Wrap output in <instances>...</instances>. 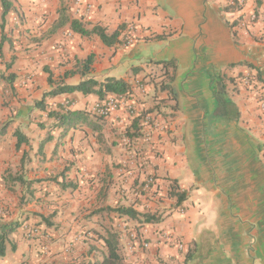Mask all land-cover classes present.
Returning a JSON list of instances; mask_svg holds the SVG:
<instances>
[{
    "label": "crops",
    "instance_id": "0c3cea01",
    "mask_svg": "<svg viewBox=\"0 0 264 264\" xmlns=\"http://www.w3.org/2000/svg\"><path fill=\"white\" fill-rule=\"evenodd\" d=\"M10 2L4 13L0 0V264H100L111 234L122 264H264V0L236 13L229 0H94L84 14L72 0ZM251 11L247 30L235 25ZM73 19L119 35L105 44ZM87 77L128 82L125 104L101 117L95 93L48 94ZM219 80L237 121L217 116ZM51 111L81 116L66 127Z\"/></svg>",
    "mask_w": 264,
    "mask_h": 264
},
{
    "label": "trees",
    "instance_id": "16d2710c",
    "mask_svg": "<svg viewBox=\"0 0 264 264\" xmlns=\"http://www.w3.org/2000/svg\"><path fill=\"white\" fill-rule=\"evenodd\" d=\"M2 8L4 13L9 11L11 9V2L10 0H1ZM231 6H226L224 10H229ZM233 9V8H232ZM231 9V10H232ZM71 29L79 33L81 35H89L91 33L98 35L101 40L105 44H110L112 41L116 40V37L119 35L118 31H114L111 34H107L105 32L104 28L101 27H94L91 31H88L84 28L82 22L79 19H73L70 21ZM92 57L88 56L86 59L83 60L81 64V73H87L90 69V65L92 63ZM219 80L216 84V87L214 88V96L216 100V113L219 119L221 120L222 117L227 119L228 121H237L238 120V111L235 108L234 104L229 100V98L226 96V92L224 91V83L220 82ZM72 91H79L83 94H89V93H95L99 95L101 99H103L108 94H120V95H126L129 91V85L128 82H126L123 79H114V78H106L104 81L100 82L92 77H87L81 80L76 85H58L53 90H51L48 94L50 95H57L60 93H66V92H72ZM50 116H55L61 125L72 126L71 123L74 124V120L81 116L80 112H70V111H64V112H55L51 111L49 112ZM223 118V119H224ZM17 136V146L21 141H24V137L20 136L16 132ZM171 188L174 190H177V187L172 183ZM177 195L178 201H181L184 196L183 192H175ZM117 212L120 214H129L130 216H135L137 212H135L132 209H125V208H117ZM141 217L145 222H151L154 220V217L148 213L140 214ZM3 237L0 234V255L3 254L5 250L4 246V240ZM106 248H107V254L102 258L100 264H122L121 262V256L118 252V243L115 238L114 234H111L108 238L104 240Z\"/></svg>",
    "mask_w": 264,
    "mask_h": 264
},
{
    "label": "built area",
    "instance_id": "2783aa9c",
    "mask_svg": "<svg viewBox=\"0 0 264 264\" xmlns=\"http://www.w3.org/2000/svg\"><path fill=\"white\" fill-rule=\"evenodd\" d=\"M72 4L74 7V13L84 14L90 12L94 8V0H72ZM244 4V0H229L228 6H231L233 9L235 8V13L239 12ZM257 15L254 11H251L248 16H238L236 18V24L240 28L247 30L248 26L256 22ZM134 27L133 25H127L125 31L121 36V43L123 46H130L133 43L134 35H133ZM70 36V34H68ZM246 82L248 79L246 78ZM126 98L125 95L120 94H108L103 99H101L95 106V113L98 116L105 117L111 114L112 112L118 110L123 104H125ZM262 110H264V101L260 103ZM151 118L146 116L144 118V122L148 125L150 124ZM151 125V124H150ZM149 135L146 134V137ZM150 185H152V180L149 179L143 185V191L148 190ZM182 211V210H181ZM164 240L172 245H175L178 249H182L183 245L178 240L177 236L171 232H165L163 234ZM146 246V243H143Z\"/></svg>",
    "mask_w": 264,
    "mask_h": 264
},
{
    "label": "rangeland",
    "instance_id": "374dc122",
    "mask_svg": "<svg viewBox=\"0 0 264 264\" xmlns=\"http://www.w3.org/2000/svg\"><path fill=\"white\" fill-rule=\"evenodd\" d=\"M244 85H246V84H244ZM252 90H253V88H252Z\"/></svg>",
    "mask_w": 264,
    "mask_h": 264
}]
</instances>
